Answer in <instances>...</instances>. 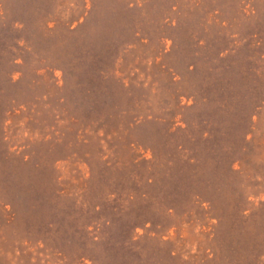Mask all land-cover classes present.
Instances as JSON below:
<instances>
[{"label": "rangeland", "instance_id": "rangeland-1", "mask_svg": "<svg viewBox=\"0 0 264 264\" xmlns=\"http://www.w3.org/2000/svg\"><path fill=\"white\" fill-rule=\"evenodd\" d=\"M0 264H264V0H0Z\"/></svg>", "mask_w": 264, "mask_h": 264}]
</instances>
